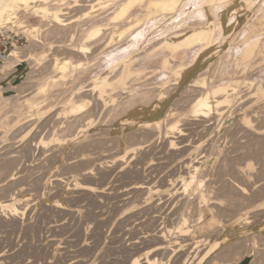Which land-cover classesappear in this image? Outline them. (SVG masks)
<instances>
[{
    "label": "rangeland",
    "instance_id": "1",
    "mask_svg": "<svg viewBox=\"0 0 264 264\" xmlns=\"http://www.w3.org/2000/svg\"><path fill=\"white\" fill-rule=\"evenodd\" d=\"M4 1L5 0H1L2 3H4ZM50 1L51 8L62 9L64 12H67L65 14L67 19H75L84 11L92 7L93 3H96L95 0H86L87 3L85 0H79L82 4L78 6V0ZM239 1L240 0H233L229 3L223 4L230 6H225L228 7V9L225 8V12L226 10L227 12L231 10V7ZM83 2L86 4L83 5ZM220 2L221 0L216 1L215 6L217 8L222 5ZM231 3L233 4L231 5ZM258 6L259 8L254 15L243 14V12L250 11ZM98 7H100V5L95 8L92 7V9L90 8V10L92 11L94 9L93 11H95ZM206 7L204 0H183L180 13L185 15L183 18H185L186 21L175 22L178 27H172L170 22H167L170 21L168 18H171L172 16L165 18V20L163 19V22L160 21L162 23L157 22L161 16H159V19L158 16H154L155 18L152 17L153 20L150 18L151 20H147L148 22L144 19L143 22L141 20L140 26L143 24H146L147 26L143 25V29L142 26L140 29L145 30V32L148 30L144 35L139 34V37H141L140 35H142V38L144 37L143 39L141 38V40L137 35L134 36L135 33L140 32L137 31L140 30L138 29L139 26L134 28L136 31H131L124 35V37L120 35L121 31L114 33V42L112 41V44L110 43L111 46L108 47L107 51L111 50L106 52V55L104 56L105 60L103 57H99L102 60L97 59L98 57L95 55L94 50L93 53H86L84 55L72 53L70 50L73 43H80L79 39L82 35L81 31H86V28L83 27H87L85 22L90 20V18L85 21L79 17L78 21L82 20V22H72L70 25L63 27L57 26L54 23L51 24L49 20L40 21L39 17L32 14V10L24 12L23 7L19 9L21 12L20 16L26 15L22 19L24 25L29 26L23 27V24L20 25L19 22H16L11 24L12 26L5 34L0 33V53L2 54V56H0V116L3 115L0 117V200L6 199L7 197L11 198L13 195H16L17 197L19 196L17 202L18 206L24 208L21 209V213L18 215L19 217L16 215L14 216L13 213L9 212L10 210L7 211V209L4 210L0 208V264H26V262L27 264H29V262L31 264H46L47 262H49L48 264H66L67 261L68 264H129L135 256L140 257L138 258L140 259L139 264H147L144 262L145 257H157L158 261L153 262L152 264H264V86L261 88L258 95L256 93L257 91H255V87H251L248 84L243 85L239 94H237L238 96L233 100L231 105L225 104L222 106V110H212L206 116L202 115V117H194L196 119L192 118V116H189V118L187 117L186 119L184 118L185 121L182 120L180 121L181 123L179 122L181 125L179 124V128L175 129L176 131L173 130L174 132H169V137L165 135L166 131H164L163 135H160L161 137L159 135L157 137L155 135L154 137V135L149 134L151 133L149 128L146 129L144 126L141 127L142 125L137 123L135 117H130L131 119L128 121L126 120L122 122V126L116 127L119 123H114L113 114L115 112L108 113V110L110 111V103H112V105H110L111 108V106L113 107L115 104L118 105L121 101L127 100L128 88L132 86L138 87L139 83H144L146 80L147 82H164L167 81V79L171 81L169 83L170 85L168 84L169 86L165 88V95H168L167 97L172 96L174 99L165 104L164 112L166 110H171V108H173L172 110H177L179 108L177 111L183 113L187 111L186 108H188L194 95L192 89L188 86L191 84L189 82H192V80L195 79H200L201 74L204 73L208 76V71L210 76L213 74L212 76L216 78L214 79L215 81H213V86L223 84L224 82L227 83L235 78L261 82L264 84V0H249L248 4L244 2L243 9L238 10L235 17L227 15L229 17H226V20H229L227 30H223L222 32V30L218 28L217 30L221 31H215L216 33L214 34L217 36H214L217 38L213 37L212 42L214 43L209 49V51L216 50V53L207 59H205L206 54L201 56L202 60L199 58L197 63L189 70L188 76L183 80V85L176 90V95L173 89L177 85H171H173L172 83H176L175 79L177 76L172 71L166 74L164 72L163 74L158 71V69L156 70L157 73L155 72V75L157 76H155L153 74L154 72L151 73V70L153 68L155 69L158 66L157 64L155 65L153 62V64L147 62L149 65L145 63V66L143 62H139L144 65H138L147 67L145 68L146 70L144 69L145 71H142L139 79H137L136 75L132 77L133 80H131V78L129 80L127 79V84H117L110 89L111 91H109V94H111V97L114 99L110 98L109 100L111 102H108V107L106 106L103 108L104 110L108 108L105 110L107 112L102 109L105 113L101 111L103 115L101 113L99 114V122L97 121V117L95 120L96 122L86 129L88 133L86 131L85 133L79 132L76 126L73 127L74 129L72 128L73 130L68 129L69 122H75V117H77V115H74V117L73 114L70 113V108L68 107H71V105L68 104V106L64 98L74 90L72 87L76 86V89H91V87H93L92 84L95 81L96 73H105L109 70L111 61V64L114 62L118 67L122 66L124 59H122V57L127 52H123L126 49L120 47V43H123L124 40H126L125 36L128 38V34L131 33L132 37L134 36V45L137 42H142L140 45H135L137 48L134 46L136 49H134L133 52L135 56L143 57L142 55L146 54L148 48L150 49L151 46L160 45L159 43L166 35L188 28L189 26H192L191 23L196 25L197 22L199 21L200 23L202 19H210L211 16L205 13ZM218 10L220 9H217V11ZM192 11L197 14H202V19H197L199 18L198 16H196L197 18L192 16L191 19L187 13ZM95 12L96 13H93L97 14L100 11ZM93 13L91 14L93 15ZM212 17L216 20L215 16ZM233 17L236 20H234ZM231 19L234 21H230ZM83 21L85 22L83 23ZM145 21L146 23H144ZM80 23H83V26ZM149 23L150 25L152 24L153 26L156 25L158 27H153L154 30L152 31V25L150 26ZM184 24H187L188 27ZM30 25H36L38 28L32 31ZM72 25L74 27L76 25L78 28L75 27L74 29ZM161 27H163V29ZM164 27L168 28L164 29ZM77 29L78 31H76ZM70 30L78 33V35H76L78 36L77 39L75 37L77 41L71 39L70 35L72 32ZM156 30H160V32H157ZM244 36L246 38H244ZM257 36L259 37L258 40H260V47L253 57L254 59L244 60L242 55L246 49L245 47L248 46V43L250 44L255 41ZM34 37H36V40ZM16 48H19V51L23 52H20L21 55H26H23L25 60L13 62V60L11 61L8 59L7 55L10 50ZM115 49L117 52L114 51ZM27 51H31L32 53L30 52V54H28ZM36 53L38 54L36 55ZM112 53H114V55ZM140 53H142V55H140ZM109 55L116 57V60ZM190 55L191 54L188 55V58H185L187 60L183 59L182 61H190L188 60ZM106 57H109L110 59ZM119 59L121 62L117 61ZM79 61H83L84 63L82 62L81 65H77L79 64ZM101 61H104V63ZM176 61L178 62L172 60L171 63L174 62L175 64H172L176 65L181 59ZM99 62L103 65L106 63L107 67L104 69L105 66L103 67ZM108 62L109 64H107ZM60 63L63 64L61 65ZM248 64H250V67H248ZM63 65H66L67 69L63 70ZM80 66L85 67V69L87 67L89 68L86 70L83 68L84 72L80 69L82 68ZM148 66L149 68H152L151 70L149 69L150 71L147 70ZM207 66L210 67L207 68ZM209 68H211L212 71H210ZM77 72L82 75L85 74L82 76ZM147 72L149 74H147ZM154 76L155 78H153ZM53 77H55V79H53ZM76 77L80 79L77 81ZM113 77H115V75H113ZM217 77L220 78L217 79ZM57 79V82H61V85L59 83L56 84V82L55 85H52L54 84L52 81ZM62 81H64V83ZM83 81H85V83ZM75 82H77L78 85H76ZM149 82L146 87L149 86L148 88L151 89L153 82L151 85ZM159 82L155 86V83L153 84L154 88H152V92L154 91V94H156L155 89L158 90L161 86ZM74 83L75 85L73 86ZM80 83L82 84L81 87ZM63 84L65 88H63ZM68 84L71 86L68 87ZM128 85L130 87L127 88L126 86ZM211 85L212 84H210V86ZM59 86H62V90ZM52 88L53 91L56 88L57 90L59 89V92L52 91L55 94L52 95V92V94H49ZM34 90L36 92H34ZM126 90L127 92H125ZM123 91L126 94H124ZM87 92L83 93V95H85L84 100L87 101L91 98L92 101V97L90 96L93 95L90 92ZM170 92L172 95H170ZM60 93H63V95L60 96ZM86 94H88L87 96L89 97H87ZM18 95H20V97ZM26 95H28L27 98L29 99L33 95L27 103L29 104L28 106L26 104L22 105L24 102L26 103ZM47 95H51L52 97H47ZM57 95L60 97H56ZM80 95L81 96L79 97L77 95L78 98L76 97L78 101L81 100V98L82 100L84 98L82 94ZM112 95H115L116 97ZM21 97L26 99L22 100ZM47 99L48 101L46 103ZM17 101L22 104H19L18 102V106L17 103H15ZM35 101L36 104H34ZM175 101L176 103L178 102V104H176ZM59 102L62 105H59ZM50 103L52 105H50ZM46 104L50 106H47ZM92 104L93 103L86 107L87 110L93 107ZM30 105H32V109ZM34 105L35 108H33ZM65 105H67L66 107L68 109L64 108ZM22 106H27L24 108H28L29 113L27 111L24 113V108L23 110L18 108ZM36 107L39 110L37 113L35 112L37 111L35 110ZM17 109L23 113L22 117L19 112L16 113V111H19ZM137 109L138 106L132 108L128 114H125L122 117V119H127L129 116H133V112H136ZM31 110L34 113H32ZM13 111H15V113H13ZM106 113L107 115L113 114L107 116ZM17 114L20 115L18 118H21V121L17 118ZM29 114L30 117H28ZM8 116L10 119H7ZM71 117L72 119L70 120L69 118ZM105 117H107V119ZM180 117H184V115ZM111 118L113 120H110ZM2 119L3 122L6 123H3L1 121ZM4 119H7V121L9 120L11 124H9L10 122L7 123ZM12 119H15L16 121L13 120L14 122H12ZM17 119L20 122H18ZM58 120L61 123H59ZM64 122H68V124L66 123L67 126ZM127 122L130 125L129 127L124 125V123ZM57 124L58 126H56ZM25 126H28L29 128H25ZM62 126L64 129L66 127V130H63ZM101 128L103 130H101L102 132L100 133L98 131H100ZM180 129H182V133H184L183 135L179 133L178 130ZM75 131H78V133ZM105 131L107 132L105 133ZM73 132L77 134H72ZM104 133L106 137L102 138L104 137ZM107 133L108 136L114 137H107ZM56 134H58V136H56ZM71 134L73 136H71ZM59 136H61L59 140H54ZM107 138L110 140L106 142L105 140ZM173 138L174 141L177 142L178 148H171L169 141L173 140ZM82 139H87L88 143L84 145V142L86 141H83ZM91 139H100L99 141L101 142L97 141L96 144V140L93 141ZM102 139L104 140L102 141ZM111 139L113 142H110ZM75 141L77 143L81 142V144H77ZM98 142L100 144L102 143V146L98 144ZM91 144L96 145L93 146ZM104 145L105 148H103ZM119 145L120 148L118 147ZM80 146L81 148H79ZM91 146L95 148V150L91 148ZM126 147L129 149V153L126 154V158L123 160V164H121L122 166L120 163L118 165L113 162L114 159L111 156L109 157V155L113 156L116 153H123ZM76 148H79V151L83 149V156L81 152H79L81 157L79 156L78 149ZM89 151L91 155L88 153ZM100 152L104 153L102 155L106 159L104 158L101 160L102 155ZM110 152L115 153L111 154ZM106 154L108 156H104ZM206 154H209L208 158H205V156H207ZM84 158H86V160H83ZM88 158L91 160V163L89 162L90 165L87 162V160H89ZM107 158L109 159L107 160ZM92 159H97L96 163H92ZM94 160L93 162H95ZM83 161H85V164ZM111 162L112 164H110ZM185 162L188 164H199L201 168L199 174L202 178L204 177L203 190L210 198H212L209 202L201 201V192H199L198 189H191L188 191L187 195L181 197V191L183 190L182 177L187 176L189 170L186 168L188 164ZM99 164L102 167L99 166ZM89 167L91 169H88ZM95 168L96 170H94ZM75 169L77 170L75 171ZM86 174L88 176H86ZM89 174L91 175L89 176ZM78 176H81L79 177L81 179H79ZM57 177L62 178V183H57ZM71 177L74 178L70 179ZM75 178L79 179L82 186H94L97 190H102L104 193L98 191L90 192L89 190H85V192L81 186L76 187L74 184L72 185ZM142 182L155 188V190L147 193V190H137L132 187V185L134 186L135 184ZM23 188L25 190L31 189V191L26 192ZM156 188H160V192H158ZM23 191L26 192V196L24 195V197L21 195V192ZM3 196L4 198H2ZM58 197H64L66 209L62 210V208H57V206L54 205L56 200L59 199ZM183 199L186 200V203L183 202ZM184 203L185 207L183 205ZM182 207H184L182 211L190 216L191 226L199 222L200 220L197 218H199L201 214L203 215L202 222L196 226L197 233L192 232L190 235L181 234V231L179 230V227L181 226L180 215L183 212H179V210L181 211ZM168 229H170L172 233L169 231L166 232ZM162 232L168 234V239L172 238L173 240H177L180 244H175L171 239L174 243H172L167 249L150 252V249H153L152 247L160 242L161 237L159 235H161ZM215 243L216 245H214ZM196 245L197 247L195 248ZM171 246L175 247V250ZM19 252L22 254L20 255ZM1 255L9 260H6ZM42 258L44 260H42ZM2 259H4L6 263ZM189 259L191 260L188 262Z\"/></svg>",
    "mask_w": 264,
    "mask_h": 264
},
{
    "label": "bare ground",
    "instance_id": "2",
    "mask_svg": "<svg viewBox=\"0 0 264 264\" xmlns=\"http://www.w3.org/2000/svg\"><path fill=\"white\" fill-rule=\"evenodd\" d=\"M87 1H89V0H87ZM87 1L85 0V2L87 3ZM182 1L183 0H95V2L96 3H93L92 4V7H96V6H99L100 5V7H98L95 11H100L99 13H97V14H94V13H96L95 11H91L90 10V8L92 9V7H90L89 9H87L86 11H84L81 15H79L78 17H76L75 19H67L66 17H65V14L67 13V12H64L62 9H56V8H51L50 7V0H5L4 1V3H2L1 2V0H0V33H6L7 31H8V29L12 26L11 24L12 23H16V22H19V24L21 25V24H23L24 25V21L22 20L23 19V17H25L26 15H23V16H20V11H19V9L21 8V7H23V10H24V12H29V11H31L32 10V14L34 15V16H36V17H39L40 18V21H47V20H49V22H51V24L52 23H54L55 25H57V26H67V25H70L72 22L74 23V22H76V21H78V18L79 17H81L82 18V20L84 19L85 21L86 20H88L89 18H90V20H88V21H83V23L85 22V25L87 26V27H83V28H86V31H81L82 32V35H81V37H80V39H79V41H80V43H73L72 45H71V51H72V53H76V54H89V53H93V50H94V53H95V55L98 57H96L97 59H101L102 57H103V59L105 60V58H104V56L106 55V52H108V51H110V50H108L107 51V49H108V47L109 46H111V44H112V41H113V39H114V33H116V32H118V31H121V33H120V35L122 36V37H124V35H126L127 33H129V32H131V31H136V29L134 30V28H136L137 26H139L138 27V29H140V27L142 26V29H143V27L144 26H147L146 24L144 25L143 23H141V24H143V25H141L140 26V22H141V20H142V22H143V19L144 20H153V18L152 17H154V16H158V19H159V16H161V20L159 19V21H157V22H159V23H162L164 20H165V18H167V17H171V18H168L170 21H167V22H170V24L172 25V27L173 26H175V27H178L177 25H176V23H178V22H183V20H185V18H183L185 15H182V13H180V10H181V6H182ZM205 1V5L207 6L206 7V10H205V13L207 14V15H210L211 16V18L210 19H208V20H204V19H202V14H197V13H195L194 11H192V12H189V13H187L188 14V16L192 19V16L194 17H196V16H198L199 18H197V19H202V21H200V23H199V21L197 22V24L195 25V24H193V23H191L192 24V26H187V24H184V25H186L188 28H185V29H183V30H181V31H177V32H175V33H173V34H170V35H166L164 38H163V40L159 43L160 45H154V46H151L150 47V49L148 48V50H147V52H146V54H143L142 55V53H140V55H142L143 57H139V56H135L134 55V49H136L137 47L135 46V45H137V44H141V43H139V42H137L136 40V42L137 43H135V45H134V36H138L139 37V34H142V35H144L148 30H146V32H145V30H142V29H140V30H137V31H140V32H138V33H135V35L132 37V35H131V33L130 34H128L129 35V37L127 38L126 36H125V39L126 40H124V42L123 43H120V41H119V43H120V47H122V48H124V49H126V50H124V49H121V50H124L123 52H127L126 54H124V56L122 57V59H123V64H122V66H120V67H118V65H116L114 62H113V64H111L112 63V61H111V63H110V69L109 70H107L105 73H96V75H95V81L93 82V87H91V89H85V88H81V89H76L77 87L75 86V87H72V88H74V90L73 91H71V93L68 95V96H66L65 98H64V100H66L65 102L67 103V105L68 104H70L71 105V107H68V108H70V113L71 114H73V116L75 115H77V117H75V122H69V124H68V122H66L67 124H68V129H72L73 127H75L76 126V128L78 129V131L79 132H84L85 133V131H86V129H88L90 126H92L93 125V123L94 122H96L95 120L97 119V117H98V119H97V121L99 120V114L101 113V111H102V109L104 108V107H108V105H109V99L110 98H113V97H111V94H109V91H111L110 89H112L115 85H122V84H127L126 83V80L128 79H130L131 78V80H133L132 79V77H134V76H136L137 75V79H139L140 77V74L142 73V71H145L146 69L145 68H147V67H145L146 66V64L145 63H147V62H149V63H154L155 65L157 64L158 66L154 69H152V68H149V66H148V69L147 70H151V73H153L154 75L157 73L156 72V70H158V71H160V72H162L163 74H164V72H165V74L166 73H169V72H173L176 76H177V78L175 79L176 80V83H172L173 85H171V86H174V84H175V88L173 89L175 92V95H176V90H178L182 85H183V80L188 76V74H189V70L197 63V61L199 60V58L201 59V56L203 55V54H206V57H205V59H207V58H209V57H211L212 55H214L215 53H216V50H213V51H209V49L212 47V44L214 43V42H212L213 41V37H216L217 35L216 34H214V33H216L215 31L219 28V29H221L222 30V32H223V30H227V24H228V22H229V20L227 21L226 20V17H228L227 15H231V16H234L235 17V14L238 12V10H241V9H243V7H244V2H246V4H248L249 3V0H240L238 3H236V4H234L232 7H231V10H229L228 12H227V10H226V12H225V8H227L228 9V7H225V6H229V5H223V4H226V3H229V2H231V1H233V0H221V2H220V4H222L220 7H216L215 6V3H216V1L217 0H204ZM86 3H84L83 2V5L84 4H86ZM82 4V2H79V0H78V3H77V5L79 6V5H81ZM233 3H231V5H232ZM230 7V6H229ZM138 8V9H137ZM217 9H220V10H218L217 11ZM110 10V11H109ZM143 11V12H142ZM94 12V13H93ZM91 13H93V15L91 14ZM180 13V14H179ZM243 14H244V12H243ZM242 15V14H241ZM212 16H215V19L216 20H214V18L212 17ZM100 17V18H99ZM194 17V18H195ZM233 17V19L234 20H236L235 18ZM151 18V19H150ZM155 18V17H154ZM229 18V17H228ZM14 19H16V20H14ZM92 19V20H91ZM164 19V20H163ZM180 19V20H179ZM188 19V18H187ZM82 20H79L78 22H82ZM155 20H157V19H155ZM163 20V21H162ZM195 20V19H194ZM234 20H230V21H234ZM146 21L144 22V23H146ZM147 21V22H148ZM160 21H162V22H160ZM186 21V20H185ZM155 22V21H154ZM153 22V23H154ZM176 22V23H175ZM194 22V21H193ZM237 22V21H236ZM83 23L81 24L82 26H83ZM199 23V24H198ZM80 24H79V27H80ZM148 24V23H147ZM180 24V23H179ZM78 25V24H77ZM149 25H150V23H149ZM152 25V24H151ZM150 25V26H151ZM170 25V26H171ZM229 25V24H228ZM236 25V24H235ZM15 26V25H14ZM29 25H24L23 27H28ZM82 26H81V29H82ZM164 26V25H163ZM30 27L32 28V31H34V30H36L38 27L36 26V25H30ZM72 27L75 29V27H76V25H75V27L72 25ZM153 27H158V26H153L152 25V31L154 30L153 29ZM76 28H78V27H76ZM118 28H120V29H118ZM145 28H149V27H145ZM144 28V29H145ZM162 29H163V27H161ZM160 28V29H161ZM166 28H168V27H166ZM165 27H164V29H166ZM170 28V27H169ZM73 29V30H74ZM118 29V30H117ZM174 29V28H173ZM172 29V30H173ZM169 30V29H168ZM171 30V31H172ZM220 30V31H221ZM233 30V29H232ZM71 31V30H70ZM69 31V32H70ZM76 31H78V29L76 30ZM76 31L74 32H70L71 33V39L72 40H74L75 39V37H76V39H77V37L78 36H76V35H78V33H76ZM151 31V30H150ZM157 31V30H156ZM219 30H217V32H218ZM219 31V32H220ZM235 31V30H234ZM234 31H232V32H234ZM80 32V33H81ZM83 32H84V34H83ZM157 32H160V30L159 31H157ZM167 32V31H166ZM155 33V32H154ZM153 33V34H154ZM132 34H133V32H132ZM161 34V33H160ZM166 34V33H165ZM127 35V36H128ZM142 35H140L141 37H139L140 38V40H141V38H142ZM164 35V34H163ZM214 35H216V36H214ZM223 35V34H222ZM230 35H231V33H230ZM229 35V36H230ZM262 35V34H261ZM147 36V35H146ZM145 36V37H146ZM162 36V35H161ZM219 36V35H218ZM137 37V38H138ZM220 37V36H219ZM35 38V40H36V37H34ZM34 38H33V40H34ZM136 38V39H137ZM144 38V37H143ZM142 38V39H143ZM217 38V37H216ZM216 38H214V39H216ZM244 38H246L245 36H244ZM258 36H257V39L255 40V41H253V42H251L250 44L248 43V46L247 47H245L243 50H244V52H243V55H242V58L244 59V60H252V58L255 56V54H256V52H257V50L259 49V47H260V40H258ZM31 39V38H30ZM38 39V38H37ZM40 39V38H39ZM75 39V40H76ZM123 39V38H122ZM146 39V38H145ZM34 40V41H35ZM121 40V39H120ZM217 40V39H216ZM31 41H32V39H31ZM77 41V40H76ZM78 41V42H79ZM122 41V40H121ZM215 41V40H214ZM40 42V41H39ZM43 42V41H42ZM114 42V41H113ZM144 42V41H143ZM222 42V41H221ZM35 43H36V41H35ZM37 43H38V41H37ZM52 43V42H51ZM111 43V44H110ZM145 43V42H144ZM147 43V42H146ZM39 44V43H38ZM41 44V43H40ZM49 44V43H48ZM36 45V44H35ZM51 45V44H50ZM70 45V44H69ZM115 45V44H114ZM136 48H135V47ZM61 47V46H60ZM119 47V46H118ZM51 48H52V46H51ZM112 48H113V45H112ZM116 48H117V46H116ZM140 48V47H139ZM142 48V47H141ZM215 48V47H214ZM29 50V49H28ZM120 50V49H119ZM115 52H117V50L115 49L114 50ZM145 51H146V49H145ZM23 53L22 51H19V48H16V49H12V50H10V52L8 53V59H10L11 61L13 60V62L14 61H18V60H25L23 57L24 56H26V55H24V54H22L21 55V53ZM28 52V51H27ZM30 52L31 51H29L28 52V54H30ZM114 52V53H115ZM32 53V52H31ZM35 53V52H34ZM43 53V52H42ZM71 53V54H72ZM114 53H112L113 55H114ZM186 53H189V54H191L189 57V59L188 60H190V61H185V60H187V59H185V58H188V55L189 54H186ZM27 54V53H26ZM38 53H36V55H37ZM78 54V55H79ZM116 54V53H115ZM24 55V56H23ZM72 55H74V54H72ZM71 55V56H72ZM108 55V54H107ZM117 55V54H116ZM139 55V54H138ZM27 56H29V55H27ZM110 56V55H109ZM223 56V55H222ZM99 57H101V58H99ZM110 57H112V56H110ZM68 58V57H67ZM70 58V57H69ZM81 58V57H80ZM95 58V59H96ZM106 58H109V57H106ZM112 58H115V60H116V57H112ZM224 58V57H223ZM66 59V58H65ZM94 59V60H95ZM110 59V58H109ZM108 59V60H109ZM121 59V58H120ZM120 59L119 60H117V61H120ZM121 59V60H122ZM179 59H181V61L178 63V64H176V65H173L172 63H174V62H172L171 63V61L173 60V61H175V62H178V61H176V60H179ZM183 59H185L184 61H182ZM254 59V58H253ZM40 60V59H39ZM83 60V59H82ZM102 60V59H101ZM107 60V59H106ZM202 60V59H201ZM236 60V59H235ZM54 61V60H53ZM91 61V60H90ZM110 61V60H109ZM116 61V62H117ZM228 61V60H227ZM254 61V60H253ZM73 62V61H72ZM83 62V61H82ZM82 62L81 61H79V64H77V65H81L82 64ZM101 62H103L104 63V61H101ZM106 62V61H105ZM121 62V61H120ZM141 62H143L144 64H145V66H139L138 64H140ZM18 63V62H17ZM49 63V62H48ZM76 63V62H75ZM78 63V62H77ZM84 63V62H83ZM87 63H88V61H87ZM86 63V64H87ZM100 63V62H99ZM152 63V64H153ZM210 63V62H209ZM229 63V62H228ZM248 63V62H247ZM61 64V63H60ZM63 64V63H62ZM61 64V65H62ZM85 64V65H86ZM101 64V63H100ZM107 64H109V62L107 63ZM144 64H140V65H144ZM148 64V63H147ZM175 64V63H174ZM211 64V63H210ZM226 64V63H225ZM235 64V63H234ZM240 64V63H239ZM245 64V63H244ZM252 64V63H251ZM14 65V64H13ZM45 65H46V63H45ZM49 65V64H48ZM51 65V64H50ZM84 65V64H83ZM92 65V64H91ZM103 67H104V69L107 67L106 66V63H105V65H103V64H101ZM149 65V64H148ZM151 65V64H150ZM228 65V64H227ZM226 66V65H225ZM224 66V67H225ZM45 67V66H44ZM63 67V70H65V69H67V66L66 65H63L62 66ZM69 67V66H68ZM80 67H82V66H80ZM153 67V66H152ZM202 67V66H201ZM208 67H210V66H207V68ZM212 67V66H211ZM248 67H250V64H248ZM49 68V67H48ZM48 68H46V69H48ZM51 68V67H50ZM83 68L85 69V67H82V68H80L81 70H83ZM87 68H89V67H87ZM86 68V69H87ZM244 68H247V67H244ZM85 69V70H86ZM102 69V68H101ZM145 69V70H144ZM206 69V68H205ZM210 69V71H212L211 70V68H209ZM76 70V69H75ZM103 70V69H102ZM149 70V71H150ZM206 70H208V69H206ZM84 71V70H83ZM87 71H89V70H87ZM148 71V72H149ZM204 71V70H203ZM81 72V71H80ZM85 72V71H84ZM92 72V71H91ZM147 72V74H149ZM156 72V73H155ZM228 72V71H227ZM226 72V73H227ZM47 73H48V71H47ZM78 73V72H77ZM77 73H76V75H77ZM161 73V74H162ZM194 73V72H193ZM204 73V72H203ZM213 73H215V72H213ZM223 73V72H222ZM230 73V72H229ZM79 74V73H78ZM85 74V73H84ZM83 74V75H84ZM160 74V75H161ZM207 74V73H206ZM208 76L207 75H205V73L204 74H201V78L200 79H195V80H192V82H189V83H191L190 85H188L189 87H190V89H192V93H194V95H193V99H191V101H190V103H189V105H188V108H186L187 109V111L186 112H179V111H177V110H172L173 108H171V110H169V111H165L164 112V107H165V104L167 103V102H169V101H171V100H173L174 99V97H167L168 95H165V88L167 87V86H169L170 84V82L171 81H169L168 79H167V81H164V82H159L160 83V87H159V89L158 90H156L155 89V91H156V94H154L153 92H152V88H154L153 87V84L156 82H154V81H151V82H149L150 83V85H151V83H152V87H151V89L150 88H148V87H146L147 85H148V82H147V80L145 81V79H144V83H139V86L137 87L136 86V84H135V86L136 87H134V86H132V87H130L129 85L128 86H126L127 88L128 87H130V88H128V92H127V90L125 91V92H127V94H128V98L124 95V94H126L124 91V96L126 97V99L127 100H125V101H121L118 105H114L113 107L111 106V108H110V105H112V103H110V105H109V109H110V111L108 110V113L110 112H115L114 114H113V119H114V123L116 122V123H119V124H117V126L116 127H119V126H122L123 125V121H128L129 119H131L132 117H135V119L137 120V123H140L142 126L141 127H146V129L147 128H149L150 130V132L151 133H149V134H152V135H154V137H155V135H156V137L159 135H163V133H164V131H166L165 133V135L167 136V137H169V132L171 133V132H174L173 130H175V129H178L179 128V124L181 123L180 121H185L184 120V118L186 119L187 117L189 118V116H192V118H194V117H199V116H201L202 117V115L203 116H206V115H208L212 110H219L220 111V109L222 110V106L223 105H225V104H230L231 105V103H233V100L238 96L237 94H239V91H240V89H242L241 87H243V85H245V84H248V85H250L251 87H255V91H257L256 93L258 94V93H260V90H261V88L264 86V84H262L261 82H254V81H247V80H242V79H238V78H235V79H233L232 81H229V82H227V83H223V84H220V85H217V86H213V81H215L214 79H216V78H214V76H210V73H209V71H208ZM225 74V73H224ZM79 75H82V74H79ZM82 75V76H83ZM113 75H115V77H113ZM159 75V74H158ZM171 75V74H170ZM216 75V74H215ZM40 76V75H39ZM93 76H94V73H93ZM146 76V75H145ZM155 76H157V75H155ZM155 76L153 77V78H155ZM198 76V77H199ZM219 76V75H218ZM231 76V75H230ZM42 77H43V75H42ZM49 77V76H48ZM47 77V78H48ZM81 77V76H80ZM85 77V76H84ZM92 77V76H91ZM220 77H222V76H220ZM220 77H217V79L218 78H220ZM225 77V76H224ZM228 77V76H227ZM45 78V77H44ZM74 78V77H73ZM77 78V77H76ZM86 78V77H85ZM143 78V77H142ZM161 78V77H160ZM165 78V77H164ZM168 78V77H167ZM171 78V77H170ZM191 78V77H190ZM189 78V79H190ZM53 79H55V77H53ZM78 79H80V78H77V81H78ZM89 79V78H88ZM174 79H172V80H174ZM72 80V79H71ZM76 80V79H75ZM134 80H135V78H134ZM186 80H188V79H186ZM58 81V79L57 80H53L52 82L54 83V84H52V85H55V82H56V84L57 83H59V82H57ZM60 81V80H59ZM73 81V80H72ZM86 81V80H85ZM85 81H83L84 83H85ZM88 81V80H87ZM139 81V80H138ZM161 81H162V79H161ZM190 81H191V79H190ZM221 81V80H220ZM63 83H64V81H62ZM68 82V81H67ZM140 82V81H139ZM141 82H143V81H141ZM158 82H156L155 84H154V86L155 85H157V83ZM188 82V81H187ZM61 83V82H60ZM59 83V84H60ZM76 83V85H78V83L77 82H75ZM75 83L73 84V86L75 85ZM138 83V82H137ZM71 84V83H70ZM70 84H68L67 86L69 87V86H71ZM81 84V83H80ZM169 84V85H168ZM210 84H212L211 86H210ZM43 85V84H42ZM51 85V86H52ZM61 85V84H60ZM132 85H134V84H132ZM138 85V84H137ZM66 86V85H65ZM82 86V84L80 85V87ZM87 86H89V85H87ZM86 86V87H87ZM170 86V87H171ZM187 86V88L189 89V87ZM52 87H54V86H52ZM62 87V86H61ZM61 87L59 86V88L61 89ZM67 87V88H68ZM90 87V86H89ZM134 87V88H133ZM184 87H185V85H184ZM250 87V88H251ZM50 88V87H49ZM63 88H65L64 87V84H63ZM79 88V87H78ZM156 88V87H155ZM51 89V88H50ZM71 89V88H70ZM69 89V90H70ZM123 89H124V87H123ZM187 89V90H188ZM59 90V89H58ZM57 90V88L54 90L55 92H57L58 91ZM62 90V89H61ZM186 90V91H187ZM252 90H254V89H252ZM251 90V91H252ZM25 91V90H24ZM53 88H52V90H50V93L49 94H52L53 92ZM68 91V90H67ZM90 92L93 96H90V97H92V101H91V98H90V100H87V101H85L84 99H85V95H83V93H85V92ZM119 91H122V90H119ZM167 91V90H166ZM190 91V90H189ZM22 92V91H21ZM29 92V91H28ZM34 92H36L35 90H34ZM52 92V93H51ZM59 92V91H58ZM70 92V91H69ZM87 92V93H88ZM171 92H173V91H171ZM170 92V95H172V93ZM178 92V91H177ZM185 92V91H184ZM241 92H242V90H241ZM240 92V93H241ZM252 92H254V91H252ZM251 92V93H252ZM33 93V92H32ZM47 93V94H48ZM191 93V92H190ZM55 93H53L52 95H54ZM57 94V93H56ZM80 94H82L83 95V100H82V98H81V100H79L78 101V99H76V97H77V95H78V97L79 96H81ZM117 94V93H116ZM122 94V93H121ZM21 95V94H20ZM20 95H18L19 97H20ZM37 95V94H36ZM61 95H63V93L61 94L60 93V96ZM88 94H86V96H87ZM248 95V94H247ZM259 95V94H258ZM27 96L28 95H26V98H27ZM33 96V95H32ZM32 96H31V98H32ZM49 95H47V97H48ZM59 96V97H60ZM112 96H115V95H112ZM121 96V95H120ZM189 96V95H188ZM17 97V96H16ZM41 97V96H40ZM43 97V96H42ZM44 97H45V94H44ZM49 97H52L51 95L49 96ZM56 97H58V95L56 96ZM58 97V98H59ZM77 97V98H78ZM87 97H89V96H87ZM116 97V96H115ZM119 97V96H118ZM124 97V98H125ZM22 98V100H25L26 98H23V97H21ZM30 98V99H31ZM34 98V97H33ZM37 98V97H36ZM54 98H55V96H54ZM183 98H185V97H183ZM183 98H181V99H183ZM30 99L29 98H27L25 101H26V103L24 102V104H22V103H20L19 101H17V102H15V103H17V105L19 106V104H22V105H29V104H27L29 101H30ZM38 99H40V98H38ZM57 99V98H56ZM80 99V98H79ZM88 99V98H87ZM114 99V98H113ZM121 99V98H120ZM123 99V98H122ZM33 100H35V99H33ZM58 100V99H57ZM180 100V99H179ZM184 100V99H183ZM37 101V100H36ZM36 101L34 102V104H36ZM39 101V100H38ZM47 101H48V99L46 100V103H47ZM53 101V100H52ZM177 101V100H176ZM176 101H175V103H176ZM181 101V100H180ZM186 101V100H185ZM247 101V100H246ZM18 102H19V104H18ZM22 102V101H21ZM33 102V101H32ZM31 102V103H32ZM44 102V101H43ZM62 102V101H61ZM111 102V101H110ZM14 103V104H15ZM42 103V102H41ZM49 103V102H48ZM65 103V104H66ZM91 103H93L92 105H93V107L92 108H90L89 110H87V108L86 107H88ZM118 103V102H117ZM181 103H182V101H181ZM33 104V103H32ZM55 104H56V102H55ZM64 104V103H63ZM108 104V105H107ZM176 104H178V102L176 103ZM183 104V103H182ZM43 105H44V103H43ZM47 105V104H46ZM45 105V106H46ZM50 105H52L51 103H50ZM50 105H47V106H50ZM59 105H62V104H60V102H59ZM67 105H65V109L67 108L66 106ZM134 105H137L138 106V109H137V111L136 112H133V116H129V118H127V119H122V117L125 115V114H128L129 112H130V110L132 109V108H134V107H137V106H134ZM173 105V104H172ZM243 105V104H242ZM15 106V105H14ZM21 106V105H20ZM27 106H22V107H18V108H20L21 110H23V108L24 107H27ZM32 105H30V107H31ZM38 106H39V104H38ZM46 106V107H47ZM69 106V105H68ZM227 106V105H226ZM247 106V105H246ZM17 107V106H16ZM42 107V106H41ZM44 107V106H43ZM62 107V108H63ZM172 107V106H171ZM225 107V106H224ZM33 108H35V105H34V107ZM45 108V107H44ZM43 108V109H44ZM59 108H60V106H59ZM58 108V109H59ZM61 108V109H62ZM67 108V109H68ZM25 110H24V113L27 111L28 112V108L26 109V108H24ZM30 109V108H29ZM31 109H32V107H31ZM108 108H106L105 110H107ZM170 109V108H169ZM11 110V109H10ZM15 110H16V108H15ZM17 110H19V109H17ZM35 110H37V111H35L36 113L39 111L38 110V108L36 107V109ZM60 110V109H59ZM104 110V109H103ZM104 110V111H105ZM231 110V109H230ZM32 111V110H31ZM63 111H64V109H63ZM69 111V110H68ZM104 111H102V112H104ZM2 112V111H1ZM7 112V111H6ZM19 112V114H21V117L23 116V113H21L20 112V110L19 111H16V113H18ZM59 112V111H58ZM85 112V113H84ZM105 112H107V111H105ZM104 112V113H105ZM13 113H15V111H13ZM29 113V112H28ZM32 113H34L33 111H32ZM57 113V112H56ZM63 113V112H62ZM66 113V112H65ZM1 114V113H0ZM3 114V113H2ZM8 114V113H7ZM102 115H103V113H101ZM112 114H108V115H112ZM10 115V114H9ZM12 115V114H11ZM14 115V114H13ZM57 115V114H56ZM55 115V116H56ZM106 115H107V113H106ZM105 115V116H106ZM107 115V116H108ZM184 115V117H180V116H183ZM1 116H3V115H1ZM0 116V117H1ZM6 116V115H5ZM16 116V115H15ZM14 116V118L16 119V117ZM18 116H20V115H18L17 114V118H18ZM71 116V115H70ZM28 117H30V114L28 115ZM101 117V116H100ZM131 117V118H130ZM217 117V116H216ZM6 118V117H5ZM10 119V117L8 116L7 117V119ZM11 118H13V117H11ZM24 118V117H23ZM27 118V117H26ZM34 118V117H33ZM54 118V117H53ZM102 118H104V117H102ZM106 119H107V117H105ZM191 118V117H190ZM7 119L5 120V121H7ZM15 119H12V122H14L13 120H15ZM18 119H20V121H21V118H18ZM17 119V120H18ZM70 120L72 119V117L71 118H69ZM68 119V120H69ZM105 119V120H106ZM112 118L110 119V120H113ZM194 119H196V118H194ZM49 120V119H48ZM73 120H74V118H73ZM102 120V119H101ZM108 120H109V117H108ZM168 120H171V121H168ZM188 120V119H187ZM186 120V121H187ZM205 120V119H204ZM2 122H3V119L1 120ZM16 121V120H15ZM19 120H18V122H20ZM22 121H23V119H22ZM189 121V120H188ZM187 121V122H188ZM241 121V120H240ZM8 122H10L9 120L7 121V123ZM58 122H59V120H58ZM99 122V121H98ZM101 122V121H100ZM112 122V121H111ZM180 122V123H179ZM3 123H6V122H3ZM22 123V122H21ZM31 123V122H30ZM59 123H61V122H59ZM58 123V124H59ZM65 123V122H64ZM65 123V124H66ZM113 123V122H112ZM113 123V124H114ZM9 124H11V122L9 123ZM58 124L56 125V126H58ZM67 124H66V126H67ZM113 124H112V126H113ZM122 124V125H121ZM251 124V123H250ZM48 125H49V123H48ZM97 125V124H96ZM124 125H126V126H130L129 124H128V122L127 123H124ZM181 125V124H180ZM23 126H24V124H23ZM29 126V125H28ZM28 126H25V128L26 127H28ZM40 126V125H39ZM65 126V125H64ZM110 126H111V124H110ZM133 126L135 127V125L133 124ZM138 126V125H137ZM3 127V126H2ZM52 127V126H51ZM63 127V126H62ZM96 127V126H95ZM125 127V126H124ZM127 127V128H128ZM132 127V126H131ZM130 127V128H131ZM139 127V126H138ZM29 128V127H28ZM27 128V129H28ZM54 128V127H53ZM97 128V127H96ZM109 128V127H108ZM107 128V129H108ZM113 128V127H112ZM112 128H111V130H112ZM133 128V127H132ZM188 128V127H187ZM60 129H61V127H60ZM63 130H66V127H65V129H64V127L62 128ZM67 129V130H68ZM74 129V128H73ZM72 129V130H73ZM120 129V128H119ZM140 129V128H139ZM71 130V131H72ZM91 130V129H90ZM101 130H103L102 128L100 129V131H98V132H102ZM109 130V129H108ZM70 131V132H71ZM78 131H75V132H77L78 133ZM96 131V130H95ZM95 131H93V132H95ZM110 131V130H109ZM130 131V130H129ZM132 131V130H131ZM135 131V130H134ZM148 131V130H147ZM176 131V130H175ZM179 131V133L181 134V135H183L184 133H182V129H180V130H178ZM58 132V131H57ZM69 132V133H70ZM75 132H73L72 134H75ZM87 132V131H86ZM107 131H105V133H106ZM56 133V132H55ZM54 133V134H55ZM76 133V134H77ZM88 133V132H87ZM105 133H104V137H102V138H105L106 136H105ZM71 134V136H73ZM75 134V135H76ZM80 134V133H79ZM92 134V133H91ZM95 134H99V133H95ZM179 134V135H180ZM82 135V134H81ZM94 135V134H93ZM102 135V134H101ZM109 135H110V133H109ZM121 135V134H120ZM119 135V136H120ZM130 135V134H129ZM128 135V136H129ZM175 135V134H174ZM56 136H58V134H56ZM66 136H68V135H66ZM80 136V135H79ZM89 136V135H88ZM87 136V137H88ZM98 136V135H97ZM118 136V137H119ZM127 136V137H128ZM75 137V136H74ZM77 137V136H76ZM107 137H112V136H108V133H107ZM114 137V136H113ZM112 137V138H113ZM117 137V136H116ZM130 137L132 138V136L130 135ZM153 137V136H152ZM161 137V136H160ZM61 138V136H59V137H57L56 139H54V140H59ZM71 138V137H70ZM89 138H90V136H89ZM91 138H93V137H91ZM95 138H96V136H95ZM98 138V137H97ZM99 138H100V135H99ZM171 139V138H170ZM53 140V139H52ZM51 140V141H52ZM73 140H75V139H73ZM80 140V139H79ZM83 140V139H82ZM85 140V139H84ZM83 140V141H84ZM91 140H93V139H91ZM94 140H96V139H94ZM93 140V141H94ZM100 139H98V140H96V144H97V141H99ZM104 139H102V141H103ZM108 140H110L109 138H107L105 141L107 142ZM116 140V139H115ZM81 141V140H80ZM86 142H84V143H82V144H84V145H86V143H88V141H87V139L85 140ZM90 141V140H89ZM76 142V141H75ZM79 142V141H78ZM99 142H101V141H99ZM98 142V144H100ZM110 142H113V140L111 139V141ZM114 142H116V141H114ZM166 142V141H165ZM77 143V142H76ZM91 143V142H90ZM89 143V144H90ZM118 143V142H117ZM169 143H170V146H171V148H173V149H175V148H178V146H177V142H175L174 141V138H173V140H170L169 141ZM183 143V142H182ZM77 144H81V142H79V143H77ZM95 144V145H96ZM104 144H105V142H104ZM108 144V143H107ZM56 145V144H55ZM75 145V144H74ZM91 145H93V144H91ZM95 145H93V146H95ZM101 146H102V143L100 144ZM111 145V144H110ZM140 145V144H139ZM142 145V144H141ZM68 146V145H67ZM77 146V145H76ZM75 146V147H76ZM82 146V145H81ZM81 146L79 147V148H81ZM89 146V145H88ZM99 146V145H98ZM57 147V146H56ZM85 147V146H84ZM83 147V148H84ZM90 147V146H89ZM100 147V146H99ZM98 147V148H99ZM110 147V146H109ZM116 147V146H115ZM119 148H120V145L118 146ZM58 148V147H57ZM61 148V147H60ZM79 148H76V149H78L77 151H78V153L79 152H81L82 153V150L81 151H79ZM86 148V147H85ZM88 148V147H87ZM91 148H93L92 146H91ZM103 148H105V145H104V147ZM113 148V147H112ZM125 148V147H124ZM66 149V148H65ZM90 149V148H89ZM94 150H95V148H93ZM111 149V148H110ZM137 149V148H136ZM139 149V148H138ZM84 150H86V149H84ZM96 150H97V147H96ZM102 150V149H101ZM105 150V149H104ZM109 150V149H108ZM108 150H107V152H108ZM115 150V149H114ZM91 151V150H90ZM90 151L88 152V153H90ZM106 151V150H105ZM117 151V150H116ZM121 151V150H120ZM119 151V152H120ZM178 151V150H177ZM71 153V152H70ZM75 153V152H74ZM95 153V152H94ZM94 153H93V155H94ZM101 153V152H100ZM111 153V152H110ZM115 153V152H114ZM114 153H111V154H114ZM122 152H120L119 154L118 153H116V154H114L113 156L112 155H109V157L111 156L114 160H113V162H115L116 164H118L119 165V163H120V165L121 164H123L122 162H123V160L126 158V154H128L129 153V149L126 147V149H125V151L121 154ZM72 154V153H71ZM76 154H77V152H76ZM102 154H104V153H101V155ZM185 154V153H184ZM58 155V154H57ZM73 155V154H72ZM90 155H91V153H90ZM89 155V156H90ZM97 155V154H96ZM99 156H101L100 154H98ZM207 155V154H206ZM209 155V154H208ZM205 156V158H208L209 156ZM78 156V155H77ZM79 156L81 157V155H80V153H79ZM82 156H83V153H82ZM95 156V155H94ZM93 156V157H94ZM104 156H108L107 154L106 155H104ZM92 157V158H93ZM102 157H103V155H102ZM101 157V160L102 159H104L105 157H103L102 158ZM79 158V157H78ZM95 158V157H94ZM97 158V157H96ZM11 159H12V157H11ZM89 159V158H88ZM100 159V158H99ZM106 159V158H105ZM109 158H107V160H108ZM171 159V158H170ZM15 160V159H14ZM72 160V159H71ZM83 160H86V158H84ZM93 160L94 159H92V163H96V161H97V159L96 160H94L95 162H93ZM166 160V159H165ZM187 160V159H186ZM206 160V159H205ZM79 161H81V160H79ZM172 161V160H171ZM68 162V161H67ZM85 161H83V163H84ZM87 162L89 163H91V160L89 159V160H87ZM99 162V161H98ZM206 162V161H205ZM75 163V162H74ZM77 163V162H76ZM80 163V162H79ZM90 163H89V165H90ZM186 163V162H185ZM203 163V162H202ZM81 164V163H80ZM85 164V163H84ZM83 164V165H84ZM101 164V163H100ZM99 164V166H101ZM102 164H105V163H102ZM110 164H112V162L110 163ZM161 164V163H160ZM164 164V163H163ZM186 164H188V163H186ZM65 165V164H64ZM74 165V164H73ZM86 165H88V164H86ZM85 165V166H86ZM88 165V166H89ZM93 165H95V164H93ZM92 165V166H93ZM97 165V164H96ZM75 166V165H74ZM122 166V165H121ZM204 166V165H203ZM70 167V166H69ZM77 167V166H76ZM87 167V166H86ZM102 167V166H101ZM120 167V166H119ZM53 168V167H52ZM80 168V167H79ZM83 168H85L84 166H83ZM97 168H98V166H97ZM186 168H188L189 170H188V175L187 176H183L182 178V182H183V187H182V194L181 193H179V194H181V197L183 196V195H187V193H188V191L189 190H191V189H198L199 190V192H201V201H205V202H209V200L210 199H212V198H210L209 196H208V194L207 193H205V191L203 190V188H204V180H203V178H202V176H200V174H199V170L201 169L200 168V166H199V164L197 163H194V164H188L187 166H186ZM86 169V168H85ZM88 169H91L90 167L88 168ZM157 169V168H156ZM77 169H75V171H76ZM82 170H84V169H82ZM81 170V171H82ZM87 170V169H86ZM94 170H96V168L94 169ZM159 170V169H158ZM164 170V169H163ZM67 171V170H66ZM106 171V170H105ZM104 171V172H105ZM110 171V170H109ZM69 172H70V170H69ZM79 172H80V169H79ZM87 172H88V170H87ZM102 172V171H101ZM103 172V173H104ZM111 172V171H110ZM13 173V172H12ZM74 173V172H73ZM76 173V172H75ZM78 173V172H77ZM82 173H84V172H82ZM86 173V172H85ZM92 173V172H91ZM10 174V173H9ZM9 174H6V175H9ZM63 174H64V172H63ZM69 174V173H68ZM94 174V173H93ZM185 174V173H184ZM209 174V173H208ZM11 175V174H10ZM58 175V174H57ZM74 175V174H73ZM78 175V174H77ZM77 175H76V177H77ZM91 174H89V176H90ZM172 175V174H171ZM174 175V174H173ZM13 176V175H12ZM84 176V175H83ZM86 176H88L87 174H86ZM85 176V177H86ZM97 176V175H96ZM103 176V175H102ZM2 177V176H1ZM4 177V176H3ZM6 178H8L7 176H5ZM54 177V176H53ZM61 177V176H60ZM60 177H57L56 178V181H57V183H62L61 181H62V178H60ZM79 177H81V176H78V178ZM66 178V177H65ZM74 178V177H73ZM72 177L70 178V179H73ZM75 178L74 179V183H72V185L74 184V186H76V187H82L83 189H84V191L85 190H89L90 192H94V191H98V192H103L102 190H97L96 189V187H94V186H90V185H85V186H82V183L81 182H79V179H81V178ZM172 178V177H171ZM202 178V179H201ZM206 178V177H205ZM85 179V178H84ZM106 179V178H105ZM4 180V179H3ZM63 180H64V178H63ZM1 181V180H0ZM55 181V182H56ZM82 181H83V179H82ZM104 181V180H103ZM102 182V181H101ZM234 182V181H233ZM21 183V182H20ZM26 183V182H25ZM64 183V182H63ZM66 183V182H65ZM69 183H70V181H69ZM84 183H85V181H84ZM150 184V183H149ZM19 185V184H18ZM24 185H26V184H24ZM23 185V186H24ZM28 185V184H27ZM60 185H62V184H60ZM71 185V184H70ZM71 185V186H72ZM84 185V184H83ZM104 185V184H103ZM237 185V184H236ZM241 185V184H240ZM20 186V185H19ZM71 186H70V188H71ZM165 186V185H164ZM207 186V185H206ZM28 187V186H27ZM44 187V186H43ZM58 187H59V185H58ZM132 187L133 188H135V189H137V190H147V193L148 192H152V191H154L155 190V188H153V187H151V186H148V185H146L145 183H137V184H135L134 186L132 185ZM2 188V187H1ZM19 188V187H18ZM99 188V187H98ZM105 188V187H104ZM132 188V189H133ZM165 188V187H164ZM74 189V188H73ZM99 189H101V188H99ZM157 189V188H156ZM2 190H3V188H2ZM19 190V189H18ZM23 190H25L24 188H23ZM80 190V189H79ZM160 188H158L157 189V191L158 192H160ZM166 190H168V189H166ZM212 190V189H211ZM26 192L27 191H31V189L30 190H25ZM88 191V192H89ZM207 191V190H206ZM26 192H21V195H22V197H24V195L26 196ZM86 192V191H85ZM198 192V193H199ZM104 193V192H103ZM102 193V194H103ZM191 193V192H190ZM213 193V192H212ZM20 194V193H19ZM95 194V193H94ZM98 194V193H97ZM9 195V194H8ZM11 195H12V193H11ZM21 195H20V197H21ZM147 195V194H146ZM98 196V195H97ZM19 197V196H18ZM16 195H13L11 198L10 197H7L6 199H3V200H0V208L1 209H7V211L8 210H10L9 212H11V213H13L14 214V216L16 215V216H18L19 215V213H21V209H23L24 207H20V206H18V204H17V202H18V200H19V198H18ZM57 197V196H56ZM96 197V196H95ZM179 197H180V195H179ZM179 197H178V199H179ZM2 198H4V196L2 197ZM50 198V197H49ZM55 198V197H54ZM59 199H55L56 200V202L54 203V205L55 206H57V208L59 207V208H62V210L63 209H66V207H65V201H64V197H58ZM169 198V197H168ZM186 198H188V197H186ZM186 198H184V199H186ZM23 199V198H22ZM48 199V198H47ZM182 199V198H181ZM183 199V200H184ZM52 200V199H51ZM55 200H53V201H55ZM148 200V199H147ZM175 200V199H174ZM168 201V200H167ZM176 201V200H175ZM180 201V200H179ZM188 201V200H187ZM190 201V200H189ZM173 202V201H172ZM183 202H185L186 203V200H184ZM182 202V203H183ZM202 202V203H203ZM185 203L183 204L184 205V207H185ZM29 205H30V202H29ZM182 205V206H183ZM187 205H188V203H187ZM186 205V206H187ZM206 205V204H205ZM55 206H53V207H55ZM191 206V205H190ZM184 207H182V209H181V211L179 210V212H183L182 210H183V208ZM51 209V208H50ZM186 210V209H185ZM29 211V210H28ZM34 211V210H33ZM32 213V212H31ZM76 213V212H75ZM12 214V215H13ZM65 214V213H64ZM22 215V214H21ZM24 215V214H23ZM26 215V214H25ZM8 216V215H7ZM19 217V216H18ZM21 217V216H20ZM180 224H181V226L179 227V230L181 231V234H183V235H190L192 232H194V233H197L198 231L196 230V226L198 225V224H200L201 222H202V220H203V215L201 214L200 215V217L199 218H197V219H199L200 221L199 222H197L196 224H194V225H190V216H189V214H187V213H185V212H183V213H181V215H180ZM14 218H16V217H14ZM18 219V218H17ZM15 220V219H14ZM26 220V219H25ZM247 220V219H246ZM2 221V220H1ZM16 221V220H15ZM198 221V220H197ZM204 222V221H203ZM4 224V223H3ZM179 224V223H178ZM14 225V224H13ZM18 225V224H17ZM192 227H193V229H192ZM204 227V226H203ZM176 228V227H175ZM172 230V229H171ZM202 230V229H201ZM167 231H169L170 233H172V231H170V229H168V230H166V232ZM178 231V230H177ZM204 231V230H203ZM166 232H162V234L161 235H159L160 237H161V239H160V242L156 245V246H153L152 248L153 249H150V252H154V251H156V250H165V249H167L172 243H174L175 242V244H180V242L179 241H177V240H173L172 238V240L174 241H172L171 239H168L167 237H168V234H166ZM179 232V231H178ZM174 236V235H173ZM24 238V237H23ZM137 241V240H136ZM55 242V241H54ZM187 242V241H186ZM217 242V241H216ZM214 245H216V243L214 244ZM213 245V246H214ZM29 246V245H28ZM173 246V245H172ZM171 246V247H172ZM193 246V245H192ZM197 247V245L195 246V248ZM66 248V247H65ZM172 248H174V250H175V247H172ZM171 248V249H172ZM94 249V248H93ZM170 249V248H169ZM168 249V250H169ZM30 250V249H29ZM28 250V251H29ZM96 250V249H95ZM149 250V249H148ZM35 251V250H34ZM88 251V250H87ZM92 251V250H91ZM21 252V251H20ZM19 252V253H20ZM36 252H38V251H36ZM165 252V251H164ZM173 252V251H172ZM27 253V252H26ZM25 253V254H26ZM53 253V252H52ZM166 253V252H165ZM22 253H20V255H21ZM36 254H38V253H36ZM41 254V253H40ZM79 254V253H78ZM87 254V253H86ZM5 255V254H4ZM16 255V254H15ZM19 255V254H18ZM19 255V256H20ZM30 255V254H29ZM52 255V254H51ZM50 255V256H51ZM91 255V254H90ZM168 255V254H167ZM1 256H3V255H1ZM28 256V255H27ZM32 256V255H31ZM40 256V255H39ZM86 256V255H85ZM4 258H5V256H3ZM2 257V258H3ZM9 257V256H8ZM29 257V256H28ZM34 257V256H33ZM62 257H63V255H62ZM71 257V256H70ZM94 257V256H93ZM14 258V257H13ZM26 258V257H25ZM51 258V257H50ZM66 258V257H65ZM64 258V259H65ZM84 258H86V257H84ZM138 258H140V257H134L133 258V260H131V262L129 263V264H139V260L140 259H138ZM153 258V259H152ZM152 258H150V257H145V260H144V262L145 263H147V264H152L153 262H156V261H158V259H157V257H152ZM169 258H170V256H169ZM6 260L8 259V258H5ZM22 259V258H21ZM63 259V258H62ZM76 259V258H75ZM74 259V260H75ZM3 261H4V259H2ZM9 260V259H8ZM20 260V259H19ZM25 260V259H24ZM32 260V259H31ZM37 260V259H36ZM42 260H44L43 258H42ZM46 260V259H45ZM58 260V259H57ZM56 260V261H57ZM93 260V259H92ZM191 259H189L188 260V262L190 261ZM23 261V260H22ZM40 261V260H39ZM47 261V260H46ZM55 261V262H56ZM83 261H85V260H83ZM160 261V260H159ZM163 261V260H162ZM166 261V260H165ZM1 262V261H0ZM5 262V261H4ZM15 262V261H14ZM13 262V263H14ZM32 262H34V261H32ZM65 262V261H64ZM6 263V262H5ZM17 263V262H16ZM24 263V262H23ZM49 262H47L46 264H48ZM3 264V263H2ZM11 264V263H10ZM26 264H27V262H26ZM29 264H31L30 262H29ZM55 264H57V263H55ZM66 264H68V261H67V263ZM87 264V263H86ZM100 264V263H99ZM156 264V263H155ZM167 264V263H166Z\"/></svg>",
    "mask_w": 264,
    "mask_h": 264
},
{
    "label": "crops",
    "instance_id": "3",
    "mask_svg": "<svg viewBox=\"0 0 264 264\" xmlns=\"http://www.w3.org/2000/svg\"><path fill=\"white\" fill-rule=\"evenodd\" d=\"M259 8V6L258 7H256V8H253L252 10H248V11H246V12H244V14H246V15H254L255 14V12H256V10ZM252 30V29H251Z\"/></svg>",
    "mask_w": 264,
    "mask_h": 264
},
{
    "label": "built area",
    "instance_id": "4",
    "mask_svg": "<svg viewBox=\"0 0 264 264\" xmlns=\"http://www.w3.org/2000/svg\"><path fill=\"white\" fill-rule=\"evenodd\" d=\"M0 56H2V54L0 53Z\"/></svg>",
    "mask_w": 264,
    "mask_h": 264
}]
</instances>
